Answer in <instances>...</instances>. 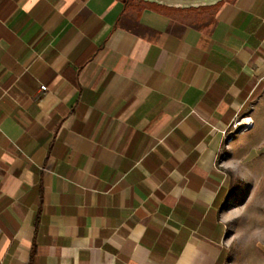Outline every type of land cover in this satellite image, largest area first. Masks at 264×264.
Returning <instances> with one entry per match:
<instances>
[{"label":"crops","instance_id":"0c3cea01","mask_svg":"<svg viewBox=\"0 0 264 264\" xmlns=\"http://www.w3.org/2000/svg\"><path fill=\"white\" fill-rule=\"evenodd\" d=\"M257 175L264 0H0V264H226Z\"/></svg>","mask_w":264,"mask_h":264},{"label":"rangeland","instance_id":"374dc122","mask_svg":"<svg viewBox=\"0 0 264 264\" xmlns=\"http://www.w3.org/2000/svg\"><path fill=\"white\" fill-rule=\"evenodd\" d=\"M244 126L232 130L237 132ZM222 151L218 160L226 158ZM221 166V165H219ZM228 175V195L237 192L240 177L226 165L220 167ZM237 203L240 213L228 223L226 238V264H264V176L253 177L252 182L239 189Z\"/></svg>","mask_w":264,"mask_h":264},{"label":"water","instance_id":"95a60500","mask_svg":"<svg viewBox=\"0 0 264 264\" xmlns=\"http://www.w3.org/2000/svg\"><path fill=\"white\" fill-rule=\"evenodd\" d=\"M164 4L168 5H176V6H182V5H187V6H196V5H202L206 4L208 2H211L213 0H156Z\"/></svg>","mask_w":264,"mask_h":264},{"label":"built area","instance_id":"2783aa9c","mask_svg":"<svg viewBox=\"0 0 264 264\" xmlns=\"http://www.w3.org/2000/svg\"><path fill=\"white\" fill-rule=\"evenodd\" d=\"M40 89H41V90H44V89H46V88H45V86H40Z\"/></svg>","mask_w":264,"mask_h":264}]
</instances>
